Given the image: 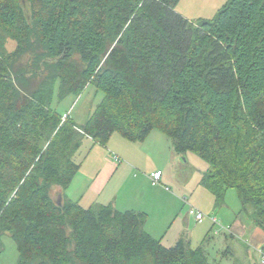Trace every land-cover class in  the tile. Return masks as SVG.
<instances>
[{"label":"trees","instance_id":"1","mask_svg":"<svg viewBox=\"0 0 264 264\" xmlns=\"http://www.w3.org/2000/svg\"><path fill=\"white\" fill-rule=\"evenodd\" d=\"M179 1L0 0V237L16 264H210L187 232L168 248L141 212L64 197L83 141L113 134L141 143L157 130L175 154H195L215 208L234 189L264 234V0H228L197 23L175 12ZM88 85L103 98L83 124L51 108L54 93ZM121 99L130 120L113 119Z\"/></svg>","mask_w":264,"mask_h":264},{"label":"rangeland","instance_id":"2","mask_svg":"<svg viewBox=\"0 0 264 264\" xmlns=\"http://www.w3.org/2000/svg\"><path fill=\"white\" fill-rule=\"evenodd\" d=\"M228 0H180L176 7L175 12L181 15L190 23H197L198 21H212L218 11L227 3ZM25 8V7H24ZM25 14H27V19L29 18L28 7L24 9ZM16 43L14 40L7 38L5 49L7 52H12L15 49ZM31 57V55H25L22 62L23 64ZM74 64H78V58L76 56L71 60ZM55 61L50 60L48 63L51 65ZM103 98V94L95 89L93 85H88L84 91L79 96H68L62 100H58L57 94L54 93L51 108L55 110L59 115L69 117L70 120L75 122L77 125L83 124L86 119L94 111L95 107L100 103ZM110 112L114 118L117 120L122 119V117H127L129 120L132 119L135 115L129 111L126 106V101L123 99L115 100L110 102ZM143 114V112H142ZM141 114V115H142ZM161 136V137H159ZM114 137H117L114 135ZM119 138V137H118ZM157 138V139H156ZM159 138V139H158ZM145 144L140 152H135L130 160L136 164L138 163L139 167L151 168L155 165L165 168V172L169 170L171 166L170 153L166 151L168 146H170V139L164 134L160 133L157 130H153L145 138ZM113 144V140L110 142ZM108 142L105 146L98 144H93L91 140H84L80 149H79V158L77 161L80 162V167L77 171V175L73 178V193L77 190L75 195L81 194L82 190L86 187L88 181H84L85 176H92L93 178L95 173L98 172L99 168L102 167L103 162L100 161V164L94 165V152L98 151L99 147L105 150L112 149V146ZM126 144V143H125ZM140 146V145H137ZM94 148V149H93ZM136 148V147H135ZM134 150V149H131ZM126 152H129V147L127 146ZM133 152V151H131ZM180 165H184L183 160L186 161V166L177 167L173 173L168 172L174 180H187V184L190 188L195 189V193L189 195V193H183V198H186L190 207L194 210L202 213L204 219L201 222H192L193 225L199 226V230H203V233L199 237H192L190 234V248L195 249L197 247H202L205 251V254L208 258L210 264H262L260 262V255L255 251V248L262 247V243H256L251 239V230H254L246 215L241 212L240 203L237 198V194L234 189H229L226 191L224 201L221 207L218 208H209L205 209V205L212 202L211 205H214V200L212 196L201 186L198 185L201 181L200 177L208 171V165L198 158L195 154L187 152L183 155H180ZM86 158V159H85ZM183 158V159H182ZM85 159V160H84ZM140 160V162L136 160ZM83 162V165L81 166ZM94 166V167H93ZM142 169L136 168L133 170V175L135 177L141 175ZM167 173L164 174V177ZM88 180V177H87ZM74 184V185H73ZM186 184V185H187ZM79 185V186H78ZM126 185V184H125ZM129 185V184H128ZM171 192L174 194L176 188L171 186L169 183L164 184ZM77 186L79 187L77 189ZM71 188V187H70ZM69 188V189H70ZM60 190L57 187H52L50 190V196ZM73 195V197L75 196ZM87 196L94 197L95 194L91 191ZM79 197V196H77ZM76 197V198H77ZM88 198V197H86ZM195 204V205H194ZM185 211H187V206H184ZM212 209V210H211ZM211 213L216 217L226 229H219L215 226L208 218ZM237 218L238 224H242L245 228L240 231V235L233 236V238H227L230 236V232H233L234 229L230 225L235 224L234 220ZM237 225V224H236ZM208 236V240L203 242V236ZM170 237H167L168 243L164 242L165 247H172L175 242H169ZM18 260V251L15 243L10 238L9 235H3L0 237V264H16Z\"/></svg>","mask_w":264,"mask_h":264},{"label":"crops","instance_id":"3","mask_svg":"<svg viewBox=\"0 0 264 264\" xmlns=\"http://www.w3.org/2000/svg\"><path fill=\"white\" fill-rule=\"evenodd\" d=\"M114 135L117 137H114ZM112 140L113 144L111 145L110 142ZM108 143L112 146V149L105 150L99 147V150L94 152L93 164H100V161H102L103 164L98 172L93 175V178L88 175L84 177V181L88 182L81 194L79 195L78 193V195H75L77 192L76 190L73 194L75 196L73 197L72 180L68 188L63 192L64 197L79 203L83 208H87L93 204H101L105 206L109 205L118 212H141L146 215V222L144 224L145 231L152 238L160 240L163 245L164 242L167 241L166 239L168 236L170 237L169 242H176L182 232H187L189 238L190 234L192 237L201 236L206 226L203 230H201V228L199 230L198 225H193L192 222L196 223L194 214L191 213L194 209L187 203L188 201L186 198H183V193L187 192L189 195L195 193L197 185L195 189H192L187 184L189 178L187 180L176 181L172 178V175L170 176L168 174V172L173 173V171L179 167L181 157L173 152L171 144L164 149L169 151L171 157L170 169L165 172V168L159 165H155L151 168H141L138 163L136 164V162L134 163L130 160V157H132L136 151L140 152L143 146L146 145L145 141L141 143H132L123 139L118 134H113ZM127 146L129 147V152L125 151ZM136 161L140 162L138 159ZM183 162L184 165H180L181 167L187 165L185 160H183ZM82 165L83 162L81 166ZM135 167L142 169L141 175L137 177L133 175ZM157 171L161 172L160 181L157 185H152L149 177L152 173ZM165 173H167V175L164 177ZM200 178H202V176ZM200 182L201 181H199L198 185H201ZM168 183L176 188L174 194L164 185ZM78 186L77 189L79 188ZM91 191L95 194L94 197L87 196ZM211 204H206L204 210H208L209 208L214 209L215 206ZM185 205L187 206V211H185ZM210 215L213 216V213ZM217 221L223 226L220 220L217 219ZM234 223L237 225H230V230L233 228L234 231L230 232V236H226L227 238L239 236L241 229L244 230L245 228L242 224H238L237 218H235ZM251 233V239L257 244L264 242V234L262 231L254 228V230H251ZM166 243H168V241Z\"/></svg>","mask_w":264,"mask_h":264},{"label":"built area","instance_id":"4","mask_svg":"<svg viewBox=\"0 0 264 264\" xmlns=\"http://www.w3.org/2000/svg\"><path fill=\"white\" fill-rule=\"evenodd\" d=\"M160 177H161V172L157 171L154 172L150 175V182L152 185H157L160 181ZM192 214H194L195 217V221L196 222H201L204 219V215L198 211L192 210L191 211ZM207 218L217 227H219V229H226L223 226H221V224L217 221V219L215 217H213L212 215L207 216ZM227 230V229H226ZM228 231V230H227ZM255 251L260 255V262L262 264H264V243H262V247L260 248H255Z\"/></svg>","mask_w":264,"mask_h":264}]
</instances>
